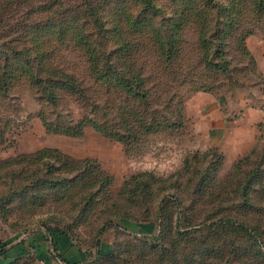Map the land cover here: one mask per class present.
<instances>
[{"label": "rangeland", "instance_id": "1", "mask_svg": "<svg viewBox=\"0 0 264 264\" xmlns=\"http://www.w3.org/2000/svg\"><path fill=\"white\" fill-rule=\"evenodd\" d=\"M245 105L264 117V0H0V247L264 264V119L245 152L205 138Z\"/></svg>", "mask_w": 264, "mask_h": 264}, {"label": "crops", "instance_id": "2", "mask_svg": "<svg viewBox=\"0 0 264 264\" xmlns=\"http://www.w3.org/2000/svg\"><path fill=\"white\" fill-rule=\"evenodd\" d=\"M243 109L244 112L243 114H241L240 118H235L232 121H228L227 116L221 115L219 113L220 111H215L213 114H207L208 117H206V121H208L209 125L211 126L210 130L207 131L208 136H205L207 141L211 142L212 145L215 146L221 144L220 146H224V149H226L227 147H230V143L225 144L224 141L225 138H227L225 137V134L229 131H232L231 129L234 130L237 128L238 133L234 137V140H236V144L234 147L237 149L243 148L244 152L248 150L250 146L253 145L255 136L258 133L259 122L264 119V117L263 113H260L259 111L249 107L248 105H245ZM227 139L229 140V138ZM239 153L240 151L238 152V154ZM75 251H78L77 248H75Z\"/></svg>", "mask_w": 264, "mask_h": 264}, {"label": "trees", "instance_id": "3", "mask_svg": "<svg viewBox=\"0 0 264 264\" xmlns=\"http://www.w3.org/2000/svg\"><path fill=\"white\" fill-rule=\"evenodd\" d=\"M121 80L125 81V78H122ZM71 89H73V88L71 87ZM211 225H213V224H211ZM43 228L45 231L41 232L40 234L44 237L45 240H48V241L51 240V245L53 246L54 253H56V254H58V242L60 240H62L64 237L71 239V235H70L69 231H67L66 229H63L60 227H50V226H45ZM241 230L248 233V229L246 228V226H241ZM249 235L252 236L253 238H256V230L251 229V231L249 232ZM22 244H26V243L23 242ZM29 246L30 247L27 248V252L30 250L31 251L33 250L34 252H38V249L35 247L36 246L35 244H29ZM10 253H11V249H9V250L6 249L4 245L0 247V264H14L16 262V260L18 258H12ZM84 253H86V252H84ZM55 256H54V254H52L51 258L54 259ZM56 257H58L62 261L66 262V260H64L62 255L58 254ZM45 261L50 263V260H45ZM66 263H68V262H66Z\"/></svg>", "mask_w": 264, "mask_h": 264}, {"label": "built area", "instance_id": "4", "mask_svg": "<svg viewBox=\"0 0 264 264\" xmlns=\"http://www.w3.org/2000/svg\"><path fill=\"white\" fill-rule=\"evenodd\" d=\"M41 264H50V263L44 260V261H42Z\"/></svg>", "mask_w": 264, "mask_h": 264}]
</instances>
